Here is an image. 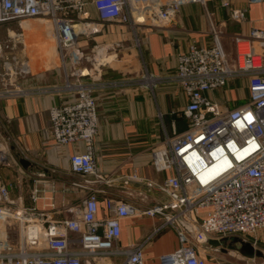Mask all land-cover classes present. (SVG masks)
Instances as JSON below:
<instances>
[{"label":"built area","instance_id":"2783aa9c","mask_svg":"<svg viewBox=\"0 0 264 264\" xmlns=\"http://www.w3.org/2000/svg\"><path fill=\"white\" fill-rule=\"evenodd\" d=\"M189 2L205 4V0H0V29L7 31L0 40V97L26 91L21 80L29 76L30 63L27 57L11 52L18 44L25 47L21 33H16L21 20H46L65 79L59 87L39 90H63L70 95L50 106V134L59 144L82 147L69 155V164L81 177L72 184L85 189L79 203L63 205L64 216L54 218L34 204L23 206L21 196L11 197L9 185L0 177V222L4 224L0 227V264H81L84 256L116 254L124 255L120 264H143V244L163 227L176 230L179 244L160 254L159 264H208L215 259L207 238L237 235L256 246L255 235L264 229V30L255 27L234 35L232 53L224 49L215 29L210 45L191 43L178 53L173 79L187 100L181 108L186 128L150 147L154 169L170 170L159 182L148 181L165 200L140 209L106 196L102 201L105 211L99 212L96 183L106 175L97 172L93 157L98 127L95 85L84 81L82 75L84 69L98 73L112 57L98 44L87 52L79 41L103 32L111 22L133 24L148 18L157 24L167 23L180 5ZM222 4L229 8L232 19L245 20L244 8H230L228 0ZM13 23L17 29L9 27ZM234 78L246 80L247 97L222 110L207 93ZM5 159L0 140V162ZM218 160H222L220 171L207 175V168ZM39 191L31 188L33 202ZM137 215L156 216L158 223L148 237L123 248L118 244L120 221ZM12 230L17 233L15 239L8 236ZM71 232L76 234L74 238L69 236ZM72 243L78 248H72Z\"/></svg>","mask_w":264,"mask_h":264},{"label":"crops","instance_id":"0c3cea01","mask_svg":"<svg viewBox=\"0 0 264 264\" xmlns=\"http://www.w3.org/2000/svg\"><path fill=\"white\" fill-rule=\"evenodd\" d=\"M222 1L205 0L204 5L197 2L182 4L173 19L162 24L148 18L133 24L107 23L103 32L79 41L87 52L98 44L111 54L108 58L112 57L98 73H87L84 69L82 75L84 81L95 85L93 95L98 127L93 139V157L97 172L106 175L105 180L96 183L100 190V213L105 211L102 201L106 196L140 209L166 198L148 185V181L159 182L170 174V170L156 171L151 165L150 147L166 135L186 128L181 108L187 100L173 79L178 53L185 51L191 43L210 45L213 29L217 30L228 53L233 51L236 33H247L251 27L264 30V0L253 3L228 0L230 8L245 9L246 18L242 22L230 17L229 8ZM89 10L93 11V8L89 6ZM29 24L26 25L31 27L26 28L28 33L39 26ZM44 27L50 28L47 21ZM37 36L32 43L42 48L47 39ZM23 42L25 45L24 38ZM56 50V62L44 56V50L38 53L43 66L31 69L29 76L21 80L24 93L0 97V140L6 150V159L0 162V177L9 185L11 197H22L23 206L34 204L43 214L59 218L64 216L61 207L79 203L85 189L72 184L81 177L71 171L69 164V155L75 148L82 150V147L59 144L50 134V106L68 100L70 95L63 90H39L64 83L57 43ZM69 69L67 65L66 70ZM207 95L222 110L235 107L247 97L246 80L231 79L226 86ZM20 157L28 163L22 165ZM32 187L40 190L34 202L30 198ZM157 223L156 216L148 215L122 219L118 244L123 248L138 244L150 235ZM75 235L69 233L70 237ZM255 236L256 246L264 252V229ZM178 244L173 227L157 230L142 246L143 264H159V255L174 250ZM71 247L77 249L78 245L72 243ZM123 258L122 254L102 258L90 255L84 256L81 264H120ZM208 264L216 262L210 260Z\"/></svg>","mask_w":264,"mask_h":264},{"label":"rangeland","instance_id":"374dc122","mask_svg":"<svg viewBox=\"0 0 264 264\" xmlns=\"http://www.w3.org/2000/svg\"><path fill=\"white\" fill-rule=\"evenodd\" d=\"M46 20L40 19L38 17H29L24 19L22 22H25L26 25L28 23L31 24H39V26H37L38 28L36 30L32 29L30 33H28V30L26 28H31L28 27L26 25L21 24V26H23L24 28H18V26L16 25V23H13L11 25H9V27H11L12 29H17L16 33H21V37L24 38L25 40V47H21L20 44H18L15 49H12L11 52L12 53H16L18 56H29L27 59L28 61H30L29 65L31 67V69H35V68H39L41 66H43V60L39 57V52L44 50V56H47L54 59L55 62L57 61V50H56V42L52 36V32H51V25L50 28L46 30V28L44 27V22ZM31 24H29L31 26ZM42 26V27H40ZM33 28V27H32ZM27 30V31H26ZM43 31V33H42ZM7 34L6 28H1L0 29V40H2ZM38 35L43 36L44 38L47 39V43L42 47V48H37V44L34 45V43H32V39H35L34 37ZM31 36V37H29ZM37 36V37H38ZM28 40V41H27ZM31 41V42H30ZM30 43V44H29ZM33 57V59H32ZM46 57V58H47ZM1 60L2 57H0V67H1ZM33 60H34V64H33ZM48 60V59H45ZM35 61H38V63H35ZM40 61V62H39ZM1 68H0V73L1 72ZM1 77H4L3 75H1ZM14 226V225H12ZM0 227L3 228L4 224L2 222H0ZM11 227V226H10ZM13 231V230H12ZM16 231L13 232H9L8 231V236L11 239H15L16 238ZM212 256H214V261H218V262H222L224 264H264V258H253V260H246V259H242L240 257V255L238 254L237 251H231V250H222V249H217V250H212L211 251Z\"/></svg>","mask_w":264,"mask_h":264},{"label":"water","instance_id":"95a60500","mask_svg":"<svg viewBox=\"0 0 264 264\" xmlns=\"http://www.w3.org/2000/svg\"><path fill=\"white\" fill-rule=\"evenodd\" d=\"M19 162L22 165L28 163L24 158L20 157ZM206 243L214 249L237 251L243 258H264V252L251 241L243 239L237 235L223 236L220 238H207Z\"/></svg>","mask_w":264,"mask_h":264},{"label":"bare ground","instance_id":"6f19581e","mask_svg":"<svg viewBox=\"0 0 264 264\" xmlns=\"http://www.w3.org/2000/svg\"><path fill=\"white\" fill-rule=\"evenodd\" d=\"M22 21L23 20H21L20 24L26 25V23ZM220 161L218 160L216 163H213L210 167L207 168L205 173H207V175L218 173L220 171V169L218 168V165L221 163Z\"/></svg>","mask_w":264,"mask_h":264}]
</instances>
